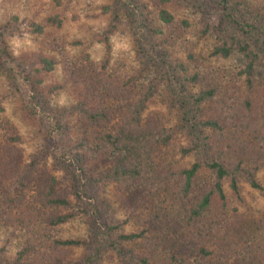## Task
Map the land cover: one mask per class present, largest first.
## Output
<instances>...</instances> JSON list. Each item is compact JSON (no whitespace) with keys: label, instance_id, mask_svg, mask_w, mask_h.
Masks as SVG:
<instances>
[{"label":"trees","instance_id":"obj_1","mask_svg":"<svg viewBox=\"0 0 264 264\" xmlns=\"http://www.w3.org/2000/svg\"><path fill=\"white\" fill-rule=\"evenodd\" d=\"M154 1L159 19L167 24L174 16L165 5L171 8L175 2L190 10L197 8L200 34L216 38L210 55L227 58L237 52L242 57L237 75L244 84H220V75L214 71L212 75L218 78L212 83L197 84L202 72L190 74L182 62L164 58L167 54L159 49L170 102L181 112L182 129L192 136L190 145L180 152H193L196 160L176 168L160 157L171 141V131L142 116L159 84H150L132 104L126 103L122 116L114 118L106 105L115 89L90 84L83 77L73 84L77 102L68 110L50 112L56 144L48 139L22 164L14 163L20 161L16 155L5 164L0 150V217L17 215L25 218L21 223L33 228L41 223L55 227L79 213L90 217L97 205L92 202L97 190L111 182L117 187L119 204L141 214L142 228L123 233L119 230L122 222L110 216L98 223L94 220L95 234L88 239L52 241L55 248L88 249L76 261L57 264H99L104 250L113 253L120 264H264V215L248 218L235 208L230 213L224 189L227 184L234 198L242 201L243 181L264 195V186L257 180V173L264 169V84H253L256 65L264 58V0ZM145 19L141 27H145ZM47 21L60 24L57 17ZM181 24L189 22L183 19ZM33 27L36 33L42 31L38 24ZM112 28L113 24L107 31ZM104 44L109 49L108 36ZM194 85L199 89L192 92ZM32 100L42 114L41 122L49 112L40 103V93L36 91ZM66 113L79 117L81 128L74 138L59 122ZM47 153L53 162L58 161L54 169L62 173L66 188H61L56 174L42 166ZM30 184L34 191L24 201ZM42 230L34 232L43 235ZM34 249L35 243L26 240L11 264H30L27 257Z\"/></svg>","mask_w":264,"mask_h":264},{"label":"rangeland","instance_id":"obj_2","mask_svg":"<svg viewBox=\"0 0 264 264\" xmlns=\"http://www.w3.org/2000/svg\"><path fill=\"white\" fill-rule=\"evenodd\" d=\"M253 1L257 2L249 0ZM157 5L154 0H0V150L5 164L14 155L20 159L19 163L13 160L15 164L27 163L48 139L52 145L56 144L58 136L53 130L55 123L50 112L68 110L77 102L73 84H78L83 77L90 84H108L115 89L109 93L112 101L106 105L114 118L122 116L126 103L132 104L150 84H159L142 116L171 131V141L162 148L160 157L176 168L187 167L196 160L195 153L182 155L180 152L190 145L192 136L182 129L181 112L170 102L162 59L182 62L190 74L195 70L202 72L197 84L212 83L214 77L218 78L212 75L213 71L220 75L217 79L220 84H244L237 75L242 57L237 52L227 58L210 55L216 38L212 34H200L201 15L197 8L190 10L175 2L171 8L165 5L174 16V21L167 24L159 19ZM49 17H57L60 24L48 22ZM142 19L146 20L145 27L140 26ZM183 19L189 25L183 26ZM208 22L213 21L208 19ZM33 24L40 25L42 31H32ZM112 24V31H107ZM105 36H108L109 49L104 44ZM159 49L168 57H161ZM44 60L50 62L49 67ZM253 84H264V58L256 65ZM198 89L199 85L190 87L192 92ZM36 91L40 93V103L49 112L41 122L42 114L32 100ZM78 118L76 114L66 113L59 119L61 128L68 127L73 138L81 128ZM53 153L58 155L56 150ZM47 154L42 166L46 165L56 174L62 181L61 188H66L62 173L54 169L58 161L53 162ZM257 180L264 186V169L257 173ZM31 184L25 189L24 201L34 191ZM224 189L230 213L235 208L248 218L264 215V195L259 191L241 181L242 201H239L227 184ZM7 191L11 194L10 189ZM117 197L114 183L100 185L92 199L97 205H93L90 217L79 213L55 227L41 223L33 228L20 222L25 218L12 214L0 217V264H11L26 240L35 243L34 251L27 257L30 264L76 261L87 253L85 246L55 248L52 241L88 239L95 234L93 221L98 223L106 216L121 221L119 230L123 233L140 230L141 214L121 206ZM36 229H43V235H37ZM99 264L120 262L113 253L104 250Z\"/></svg>","mask_w":264,"mask_h":264}]
</instances>
